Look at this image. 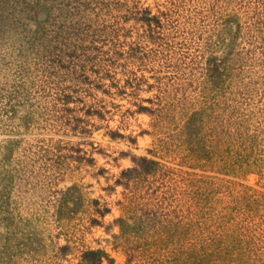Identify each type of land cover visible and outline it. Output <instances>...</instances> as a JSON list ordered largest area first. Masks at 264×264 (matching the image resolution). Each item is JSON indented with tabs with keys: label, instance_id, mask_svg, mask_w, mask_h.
Returning <instances> with one entry per match:
<instances>
[{
	"label": "trees",
	"instance_id": "16d2710c",
	"mask_svg": "<svg viewBox=\"0 0 264 264\" xmlns=\"http://www.w3.org/2000/svg\"><path fill=\"white\" fill-rule=\"evenodd\" d=\"M97 1L69 0L59 6V13L78 18L59 25L56 34L65 47L56 46L57 56H73L76 40L87 36L86 48L93 51L101 36L112 40L97 18L81 25L88 4ZM117 2L126 8L114 35L126 23V34L140 26V35L161 51L139 56L141 45L132 41L127 50L108 55L111 65L125 54L155 60L156 53L167 52L151 68L156 73L151 82L135 70L124 78L99 76L110 77L115 91H106L114 95L155 89L141 99L148 104L137 103L133 110L149 116V128L139 133L152 139L144 154L130 156L131 165L115 180L124 187L123 200L117 202L123 214L106 230L118 227L108 240L124 254L123 262L95 247L83 250L76 264H264V0H161L155 10ZM196 34L200 43L195 53L174 50L169 41L180 36L184 46L185 38ZM97 58L98 53L86 56ZM79 66L84 70L83 63ZM163 67L171 72L159 74ZM108 133L123 137L118 129ZM181 165L258 177L254 185L243 184L198 175Z\"/></svg>",
	"mask_w": 264,
	"mask_h": 264
},
{
	"label": "rangeland",
	"instance_id": "374dc122",
	"mask_svg": "<svg viewBox=\"0 0 264 264\" xmlns=\"http://www.w3.org/2000/svg\"><path fill=\"white\" fill-rule=\"evenodd\" d=\"M66 1L0 0V264H76L83 250L95 247L104 248L116 262L125 258L108 240L118 227L106 229L123 214L117 202L123 200L124 187L116 178L131 165L132 154H144L151 146L152 138L139 133L149 128V116L133 110L137 103L148 104L141 99L153 95L155 89L141 90L137 96L114 95L106 91H115L109 86L110 77L99 80V76L108 73L124 78L135 70L151 82L156 74L151 68L158 67L167 51L156 53L155 60L125 54L111 65L108 55L116 49L127 50L132 41L141 45L139 56L145 52L152 56L160 47L140 35V26L126 34L130 23L114 35L123 24L126 7L119 8L118 0L108 5L98 0L88 4L81 25L90 23V17L97 18L107 26L112 40H101V36L93 42L98 47L93 51L86 48L87 36L88 40H76L73 56L61 58L56 46H65L57 29L78 18L59 13ZM127 2L155 10L161 0ZM197 34L188 35L184 46L179 44L180 36H169V41L174 50L180 47L191 54L200 43ZM94 53L99 58L86 60ZM82 63L84 70L79 66ZM166 70L170 69L163 67L159 74L171 72ZM113 129L123 137L111 138L108 132ZM181 166L198 175H217L243 184L254 185L258 177Z\"/></svg>",
	"mask_w": 264,
	"mask_h": 264
}]
</instances>
